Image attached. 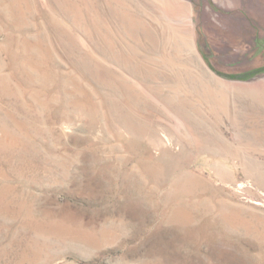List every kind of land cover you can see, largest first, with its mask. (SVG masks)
Listing matches in <instances>:
<instances>
[{
	"label": "rangeland",
	"instance_id": "374dc122",
	"mask_svg": "<svg viewBox=\"0 0 264 264\" xmlns=\"http://www.w3.org/2000/svg\"><path fill=\"white\" fill-rule=\"evenodd\" d=\"M0 264H264V0H0Z\"/></svg>",
	"mask_w": 264,
	"mask_h": 264
},
{
	"label": "bare ground",
	"instance_id": "6f19581e",
	"mask_svg": "<svg viewBox=\"0 0 264 264\" xmlns=\"http://www.w3.org/2000/svg\"><path fill=\"white\" fill-rule=\"evenodd\" d=\"M212 94V93H211ZM211 98H212V100H211ZM211 100V101H210ZM208 103L209 104H212L213 103V105L210 107V109H212V110H214V111H216V109H219V110H225V107L222 105V102H221V100L219 101L218 99H217V96H216V94L215 93H213V96L211 97L210 96V98L208 99ZM225 114L227 113V112H225V111H223ZM227 116H228V113H227ZM229 117V116H228ZM230 118V117H229Z\"/></svg>",
	"mask_w": 264,
	"mask_h": 264
}]
</instances>
